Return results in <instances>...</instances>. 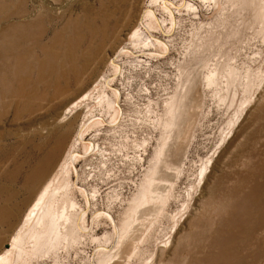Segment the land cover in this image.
<instances>
[{
	"label": "rangeland",
	"instance_id": "1",
	"mask_svg": "<svg viewBox=\"0 0 264 264\" xmlns=\"http://www.w3.org/2000/svg\"><path fill=\"white\" fill-rule=\"evenodd\" d=\"M192 1L199 15L162 35L165 46L141 41L117 56L144 29L151 0H0V252L11 249L9 264H264V0ZM117 89V130L97 123L82 141L109 151L93 154L94 178L81 181L96 194L91 207L76 194L90 233L70 228L69 214L54 216L58 237L32 228L24 220L70 140L64 125L39 128L64 115L77 129L88 109L71 105L91 90L92 107ZM101 210L112 219L94 218Z\"/></svg>",
	"mask_w": 264,
	"mask_h": 264
},
{
	"label": "bare ground",
	"instance_id": "2",
	"mask_svg": "<svg viewBox=\"0 0 264 264\" xmlns=\"http://www.w3.org/2000/svg\"><path fill=\"white\" fill-rule=\"evenodd\" d=\"M154 2L157 3L158 8H154L156 5ZM197 3L198 2L194 3L192 0H183L179 5L177 4L175 0H151L150 8H147L145 10L143 14V19L141 21L142 25H144V29L142 30V27H139V29L134 32V37L131 39V45L123 47L120 50V52L117 54V56H120L126 50H132L133 48L137 47L141 41H143L146 46L153 45L155 49H157V45H158V48L161 47L162 44L165 46L164 44L165 39L162 37V35L166 36L167 34H170L171 32H173V30L175 29L177 25L184 24L186 19L190 17L189 15L195 14L198 16L199 6L197 5ZM179 9H182V10H179ZM157 10L160 12H163L162 17H160L156 13ZM187 11L192 14H188ZM169 20L171 22H169ZM189 21L191 23H194L191 19H189ZM157 31L161 35H158ZM198 31L200 30L198 29ZM196 33L194 34V38H193L194 39L193 41L195 42L193 45L194 47L195 45H197V42H198L197 41L198 34ZM188 42L192 44L191 41H188ZM189 44H188V47L190 46ZM190 47L189 49H192ZM113 62L116 64L117 61L113 59ZM121 68L122 67L119 66V71L121 70ZM104 82H105V86L111 85V78H106ZM58 90H60V88ZM120 91H121L120 89H117L116 92H112L113 95L111 96L106 94V91H103L102 93L99 94L96 102L94 103V106L90 107L91 102L88 101V99H90V96H89L91 93V90H90L82 99L77 100L76 103L71 105V108L73 110H77L84 106L85 108L88 109L87 113L83 115L81 119V123L79 124L77 129L75 128V125H74L75 122H72L74 118L69 120V119H66L64 115L53 117L52 120L49 119V121L44 122L42 126L39 128L41 129L43 134H45L44 133L45 129L50 130L52 128H57L58 126L64 125V127H67L70 130L68 132V134L70 133L69 134L70 140L63 154L64 155L63 160H60V163L58 167L56 168L52 177L48 180V182L45 184L43 189L42 190L40 189L41 192L37 200L35 201V203L33 202L34 203L33 208L28 214V218L24 220L28 224L31 222L32 225H34L32 226V228L33 227L36 228L41 225L50 226L51 233H55L54 234L55 236L58 234L56 232L57 230L55 227L56 223L60 226L62 223L61 221H55L54 216L61 217L64 214L65 215L69 214L71 217V220L69 222L70 228L73 227L75 231L83 232L84 234L78 233V235L81 237L85 236V234L90 233L89 228L83 225L82 216L77 212L78 206H79L84 216H86V213H87L86 210L88 209V207L87 208L82 207V205L77 200L76 194L81 193L85 197V199L89 201V204H90L89 206L91 207L92 198H94L96 194L91 193V189L87 187L86 185H84L83 183L81 184V181L86 178L85 173H88L89 179L94 178L93 177V175L95 174L94 169L96 167L93 165L94 164L93 159H96V157L93 156V154L96 153L97 157L106 159L109 156L108 154L106 156L104 155L106 153H109V151L106 150L104 145H101L100 142H97L96 140L87 141V145L82 144V141H85L86 134L91 128V126L97 123L114 124L111 128L117 130L116 128L119 125L120 120L123 116V111L120 105V96H121ZM22 95L25 96V93H22ZM24 99L26 98L24 97ZM65 114H66V111H65ZM110 116H111V119L109 121ZM74 135H75V138L72 140V136ZM63 139L64 138H62V140ZM84 146H86L85 152L88 151V153L86 154L88 158H85L86 156L84 157L81 156L82 151L80 150V148H83ZM59 147H60V144H59ZM62 149L60 150V152L62 151ZM84 159L85 161L89 160V162L83 163L82 166L79 167L78 166L79 161L84 160ZM90 164H92L94 167H92ZM102 165L105 166L104 164ZM77 215L78 217L74 218V216H77ZM98 216H100V218L103 216H107L110 219H112L113 214L110 211L105 212L101 210L95 214L94 218L100 219L98 218ZM55 237H58V236H55ZM23 239H24V236L20 234L15 236V239L13 240V245L15 246L16 253L21 251V242L23 241ZM62 242H65V241H61L60 243ZM10 254H11V249L9 248L3 252H0V264H9Z\"/></svg>",
	"mask_w": 264,
	"mask_h": 264
}]
</instances>
